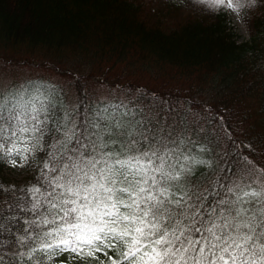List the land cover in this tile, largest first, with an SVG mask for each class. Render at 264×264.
<instances>
[{
    "label": "snow or ice",
    "instance_id": "snow-or-ice-1",
    "mask_svg": "<svg viewBox=\"0 0 264 264\" xmlns=\"http://www.w3.org/2000/svg\"><path fill=\"white\" fill-rule=\"evenodd\" d=\"M199 2L245 26L258 6ZM217 118L147 90L73 106L50 84L0 87V165L43 154L33 182L0 183V264H264V138L221 149Z\"/></svg>",
    "mask_w": 264,
    "mask_h": 264
},
{
    "label": "trees",
    "instance_id": "trees-1",
    "mask_svg": "<svg viewBox=\"0 0 264 264\" xmlns=\"http://www.w3.org/2000/svg\"><path fill=\"white\" fill-rule=\"evenodd\" d=\"M250 25L241 41L220 11L180 17L147 9L141 0H0V87L50 84L73 106L82 97L147 90L180 112L222 114L214 133L221 149L229 134L256 141L264 138V1ZM24 69L52 72L65 83L2 76ZM42 155L32 161L27 183H12L6 165H0V183L30 184Z\"/></svg>",
    "mask_w": 264,
    "mask_h": 264
},
{
    "label": "rangeland",
    "instance_id": "rangeland-1",
    "mask_svg": "<svg viewBox=\"0 0 264 264\" xmlns=\"http://www.w3.org/2000/svg\"><path fill=\"white\" fill-rule=\"evenodd\" d=\"M144 3L145 8L150 10H156L158 8H163L165 11H170L177 13L178 16H187L190 14L194 15H210L213 13L211 9H209L205 4H202L199 2V0H141ZM264 0H258V6L254 7L250 10V14L247 19V25L237 22L236 16L231 13H228V17L232 23V25L235 27L236 32L238 33L240 40H247L250 35L251 25H250V18L251 15L254 13H257L259 11V8L263 4ZM2 76H7L10 79L13 80H22L28 77L33 76H41L44 79H49L52 82H59L65 83V79L55 75L52 72L46 71V70H27L24 69L23 71L16 74H4ZM97 90V89H96ZM97 94L102 95L105 94V92L101 89L96 91ZM34 166V164H32ZM7 171L9 172L12 183L15 184H25L28 182V173L30 172V167H27L26 169H12L7 166Z\"/></svg>",
    "mask_w": 264,
    "mask_h": 264
}]
</instances>
